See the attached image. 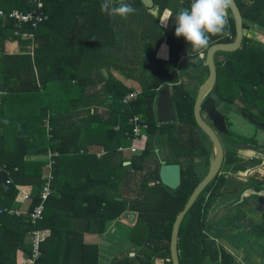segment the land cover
Wrapping results in <instances>:
<instances>
[{
	"label": "trees",
	"instance_id": "16d2710c",
	"mask_svg": "<svg viewBox=\"0 0 264 264\" xmlns=\"http://www.w3.org/2000/svg\"><path fill=\"white\" fill-rule=\"evenodd\" d=\"M235 1L244 32L253 26L264 28V0ZM41 2L47 18L37 27L0 17V87L7 92L0 101V164H6L12 178L7 183L8 175L0 171V208L14 205L16 184L31 187L24 213H0V264H20L17 251L36 228H47L49 234L39 242L33 264H97L99 247L84 241L83 234L103 233L108 222L127 211L135 214L128 238L139 248L133 257L126 253L110 264H153L157 258L172 264V224L198 180L190 170L176 189L152 180L158 179V166L149 168V142L141 153L128 151L131 156L117 160L112 155L126 142L124 133L131 130L128 119L133 114L142 116L148 134L158 131L174 157L181 150L186 154L194 150V95L179 80L183 71L206 67L199 56L191 63L190 44L183 37L173 43L167 26L162 25L166 13L168 23H173L180 9H190L191 0H153L155 14L140 0H124L136 9L128 19L102 13L103 0ZM35 6V0H0L6 12L13 8L27 12ZM228 19L225 32L212 36L209 45L234 39V21L231 15ZM22 32L32 37H23ZM168 52L166 59L155 56ZM215 63V99L241 104L264 120V46L244 35L237 50ZM58 81H66V86L57 85L51 91L49 87ZM164 83L171 86L177 120L158 125L154 100ZM135 87L137 95L123 103V96ZM104 103L107 109L102 115L94 108ZM4 104H10V110H3ZM79 109L87 113L74 119ZM99 148L104 153L98 156ZM49 149L57 152L51 166L52 193L34 225L28 213L40 202L46 164L39 157ZM234 161L229 157L233 172L241 171L244 166ZM211 200L200 194L182 219L177 240L180 264H247L249 251L254 250L251 243L261 248L264 258V216L255 225L249 220L250 229L240 236L241 241H249L245 254L239 251L240 245L231 251L216 242L221 234L213 232L216 224L210 222ZM222 222L219 226L227 225Z\"/></svg>",
	"mask_w": 264,
	"mask_h": 264
},
{
	"label": "flooded vegetation",
	"instance_id": "af4514ba",
	"mask_svg": "<svg viewBox=\"0 0 264 264\" xmlns=\"http://www.w3.org/2000/svg\"><path fill=\"white\" fill-rule=\"evenodd\" d=\"M229 15H231L230 12L228 13V16ZM166 16L167 13L164 16L163 21L166 20ZM166 26H168V23ZM168 54H156V56L158 58H165ZM182 73L183 76L180 78L179 82H182L184 84V88L187 90L189 89L194 95L192 109L193 118L196 124L192 134L194 150L189 154H186L183 150H181L177 157H174V150L169 144L160 140L162 136H160L158 131H156L152 136L146 132L143 145L140 149H138L137 153H141L145 149L148 142L150 145L152 144L150 148V160L152 162L150 163L149 168L153 170L155 166H158V179L152 180L161 182L159 178V169L163 163H177L180 167L179 185L181 184L182 176L185 175L186 171L189 170L193 172V177L198 180V184L207 174L210 167L211 157L214 156L213 143L209 139L208 135L197 125L194 117L195 100L201 85L205 82L208 76V71L207 69H192L190 71H183ZM185 78L191 79L194 83H192V85H188L189 80L185 82ZM213 88L204 95L202 102L208 96L213 98L214 109L220 114V116H222L225 124V131H218L217 128L212 125V122L208 119L204 111L201 110L199 113L202 120L216 133L222 146L223 159L217 173L207 183L200 194L203 193L206 199H212L211 202L213 205L211 207L212 212L210 215V222L216 224L215 226L217 228L213 229V232L222 235L228 233L235 237H240L241 235L245 234L247 229H250V225H246V223L249 224V220L253 222V225H255L256 223H259L264 216L263 197L253 192H258L264 189V185L262 183L264 179V145H260L257 142L259 136L258 131H264V129L260 127V124L264 125V120L260 114L256 115L244 110L241 104L236 106L232 105L231 103H222L217 101L214 96ZM229 112L243 116V118L255 129V132L247 135L236 133L232 127V123H230V120L227 117V113ZM243 112L251 115L258 122V124L251 122L246 115L242 114ZM176 120L177 117L172 122H175ZM231 156L235 158V163L238 162L244 166L241 171L233 172L231 167L232 165L228 163V159ZM127 162L129 163V161ZM179 185L176 188H178ZM168 188L176 189L171 187ZM247 191L249 195L243 194ZM250 198L251 200H248ZM253 203L256 204V208L253 206ZM128 219L130 220L129 216ZM133 220L130 221V223L133 224ZM222 220L227 221V225L223 226V224H221V226H219V223L222 222Z\"/></svg>",
	"mask_w": 264,
	"mask_h": 264
},
{
	"label": "water",
	"instance_id": "95a60500",
	"mask_svg": "<svg viewBox=\"0 0 264 264\" xmlns=\"http://www.w3.org/2000/svg\"><path fill=\"white\" fill-rule=\"evenodd\" d=\"M143 6L150 8V12L152 14L156 13V9L153 7V0H140ZM231 16L234 21L235 27V37L232 41L229 42H215L209 45L203 55L201 56V65L206 67L208 71V76L205 82L201 85L198 95L195 100L194 105V117L197 125L208 135L209 139L213 143L214 147V156L211 157L210 167L205 175V177L195 186L191 194L189 195L186 203L183 208L176 215L174 222L172 224L170 242H169V250H170V259L172 264H180L178 258V250H177V240H178V232L179 227L182 222L183 217L189 210V208L193 205L194 201L197 199L200 192L207 185V183L215 176L217 173L222 159H223V150L220 141L216 133L202 120L200 117L199 111H204L208 119L212 122V125L217 128L218 131H225V124L222 116L216 112L214 109V100L212 97L208 96L202 102V98L205 94H207L215 85L216 77H217V65L215 63L216 55L219 53H229L237 50L241 46V42L244 36L243 31V19L241 12L234 0V4L231 9H229ZM202 102V104H201ZM154 114L156 118L157 124H164L168 122H172L175 120V111L173 106V100L170 90V84L164 83L158 89L154 100ZM246 115L248 119L258 124V122L251 116L246 113H242ZM260 127L264 129V125L260 124ZM74 148V147H72ZM124 164H128V162H124ZM159 178L160 181L171 188H176L180 183V167L177 163H163L159 169ZM255 194L263 197L264 201V189L258 192L253 191ZM243 194L249 195L248 191ZM124 214H127L130 217V221L134 218V213L131 211H127Z\"/></svg>",
	"mask_w": 264,
	"mask_h": 264
},
{
	"label": "built area",
	"instance_id": "2783aa9c",
	"mask_svg": "<svg viewBox=\"0 0 264 264\" xmlns=\"http://www.w3.org/2000/svg\"><path fill=\"white\" fill-rule=\"evenodd\" d=\"M35 3H36L35 8L27 12H22V11L19 12L16 10L5 12L2 9H0V16H8L9 18L10 17L15 18L18 24L22 22H30L32 27H37L40 23H42L44 19L47 18V14L42 8L40 0H35ZM14 33L17 34V31H14ZM22 36L30 38L32 37V34L28 32H22ZM137 93H138L137 89H133L132 91L126 93L122 98V102L125 104L130 103V101L137 95ZM128 122L131 124V130L126 131L124 133V138L126 139L127 145L119 147L118 150H127L130 153H137V149L143 145V141L146 137L147 123L140 114H133L131 117H129ZM45 128L46 131L49 130V126L47 122L45 123ZM102 153H104L103 149L100 150L97 153V155L99 156ZM56 155L57 152L55 150H50V149L45 154L46 164L44 165V171L41 176L43 179V183L41 184V188L39 192L40 202L28 213L30 222L34 225L42 216L44 201L52 193L51 180L53 176L51 172V166L52 163L54 162L53 157ZM0 171L8 175L6 182L12 183V178L11 176H9V168L6 166V164H0ZM15 189H16V194L14 197V202L15 201L27 202L31 198V187L16 184ZM1 212H6L10 215H20L24 213V211H21L19 208L14 206L0 208V213ZM30 236H31L32 252L30 257L28 258V263L33 264L34 260L39 255V249H38L39 242L44 238L45 232L42 231L40 228H36L30 231Z\"/></svg>",
	"mask_w": 264,
	"mask_h": 264
},
{
	"label": "clouds",
	"instance_id": "9594fccd",
	"mask_svg": "<svg viewBox=\"0 0 264 264\" xmlns=\"http://www.w3.org/2000/svg\"><path fill=\"white\" fill-rule=\"evenodd\" d=\"M234 0H191L189 8L180 9L175 17V35L183 37L190 44L191 63L202 56L209 47L212 36L225 32L229 19V9ZM110 18L128 19L136 9L124 0H103L100 8ZM167 20L163 22L166 26Z\"/></svg>",
	"mask_w": 264,
	"mask_h": 264
},
{
	"label": "rangeland",
	"instance_id": "374dc122",
	"mask_svg": "<svg viewBox=\"0 0 264 264\" xmlns=\"http://www.w3.org/2000/svg\"><path fill=\"white\" fill-rule=\"evenodd\" d=\"M168 16V14H167ZM167 16H166V20H167ZM164 21H162V25L165 26L163 24ZM175 19L173 20V23H168L167 26V34L169 35L168 37H170L172 39L173 43H178L181 40V37H177L175 35ZM252 28H256V27H252ZM253 30V29H252ZM247 30L245 31L246 34ZM168 45V49L170 44L167 43ZM157 52V51H156ZM226 53L222 52L220 53V55H216V59L219 60H223V58L225 57ZM156 56V53H155ZM169 56V54L165 57V58H161V59H166ZM157 57V56H156ZM201 58V57H200ZM198 67H200V65L198 64ZM116 76H119L120 78L122 77L120 74L115 73ZM124 79V77H122ZM201 79V78H200ZM189 80L188 85H192V83H194L191 79L189 78H185V82H187ZM128 85H130L129 81H126ZM136 88V87H135ZM137 89V88H136ZM227 117L230 120V123H232V127L234 129V131L236 133L239 134H243V135H247V134H252L255 132V129L252 127L251 124H249L244 118L243 116L240 115H236V113L234 114L233 112H229L227 113ZM145 134V133H143ZM258 139L257 142L260 145H264V131H258ZM127 144H124V146H126ZM141 148V147H139ZM138 148V149H139ZM137 149V151H138ZM131 156V154L127 151V150H122L119 153L116 152L113 153L112 157L114 158V160L120 159V157H129ZM264 166V163H263ZM263 171H264V167H263ZM258 191V190H257ZM248 200H251L248 199ZM264 203V201H263ZM253 206L256 208V204L253 203ZM247 225V223H246ZM106 229H105V234L104 236V243H107V246H109V250L107 249V251H105L106 257L103 259H105L104 263H106V261L109 260V256L110 253L111 255L113 254V258L111 259V261L113 259H117L120 258L121 256L125 255L126 253H129L128 255L133 257L135 255V253L137 252L139 246L137 244H135L133 241L131 242L128 237L129 234H131V228H132V224L130 223V220L128 218H126L124 221L119 222H110L106 225ZM217 235H220L219 233H217ZM214 236V235H212ZM222 236V237H220ZM220 236H216V242L222 243L224 244L226 247H229V249L232 251L234 250L233 247L240 245L241 249H245V245L248 246L249 241L247 240H243L241 241V237H235L233 235L228 236L227 238L223 237V235L221 234ZM245 241V244L243 243ZM242 244V245H241ZM254 246H252V245ZM249 247H252L254 250L258 249V247H256L253 243H251ZM123 249V250H122ZM234 252V251H233ZM133 264H137V263H133ZM153 264H165V262L163 261V259H155Z\"/></svg>",
	"mask_w": 264,
	"mask_h": 264
},
{
	"label": "crops",
	"instance_id": "0c3cea01",
	"mask_svg": "<svg viewBox=\"0 0 264 264\" xmlns=\"http://www.w3.org/2000/svg\"><path fill=\"white\" fill-rule=\"evenodd\" d=\"M41 1V0H40ZM41 5H42V8H43V4L41 2ZM2 9V8H0ZM44 9V8H43ZM3 10V9H2ZM13 10H16V11H19V9L17 8H13L11 9L10 11H13ZM5 11V10H3ZM6 12V11H5ZM46 13V12H45ZM1 18H5L6 16H0ZM253 29V30H252ZM244 35L248 36V37H251L252 39L256 40L257 42L261 43L263 46H264V28H250L249 30H247L246 34L244 32ZM1 50V48H0ZM104 73H106V70H104ZM119 77V76H118ZM59 85L61 87H65L66 86V81L65 82H62V81H58L57 84H52L49 89L51 91L55 90V87ZM68 86V85H67ZM41 91H44V90H41ZM7 92L4 90H2V88L0 87V101H1V98L3 96H6ZM10 104H4L3 105V110L5 111H8L10 110ZM81 108V107H80ZM96 111H98L100 114L103 115L104 111L107 109L106 108V103L104 104H101L99 106H95L94 108ZM78 111V114H76V116L74 117V119H81L83 118L85 115H86V111L83 110V109H79V110H76ZM92 111V110H91ZM117 126H115L113 129H116ZM86 138H88V136H86ZM124 144H127V142H124L123 144H120L116 150L117 152L119 153L120 151L122 150H118L119 147L121 146H124ZM93 149L95 147H92ZM102 148H99L97 151H100ZM39 157V156H38ZM39 158H43L45 159V155L43 156H40ZM127 162V161H125ZM44 171V170H43ZM25 203L26 202H17L15 201L14 202V207H17L19 208L21 211H24V207H25ZM126 218H128V215L127 214H123L120 218H117L116 220H113V221H110V222H116V221H119V222H122L124 221ZM108 222V223H110ZM132 224V223H131ZM107 227V226H106ZM42 231L45 232V236L46 237L48 234H49V229L47 228H40ZM105 232L101 233V234H98V233H92V232H85L83 234V239L84 241L86 242H90V243H97L98 247H99V257H98V263L97 264H110L111 263V259L113 258V254L111 255L110 253V256H109V260L106 261V263H104L105 259H103V257L105 258L106 257V254H105V251H107V249L109 250V246H107V243L105 242L104 243V235ZM129 239V238H128ZM130 240V239H129ZM131 241V240H130ZM132 242V241H131ZM258 247V246H257ZM31 249V236L29 235L28 236V239L25 243V246L23 248H20L18 249L17 251V261L18 263L20 264H24V263H28V256H29V251ZM260 247H258V249L256 250H251L249 251V257H250V260L249 261H245L247 264H261L264 262V258L260 255ZM123 250V249H122ZM239 251H241L242 253L244 252L243 249H239ZM31 253V252H30ZM108 253V251H107ZM245 254V252H244Z\"/></svg>",
	"mask_w": 264,
	"mask_h": 264
}]
</instances>
